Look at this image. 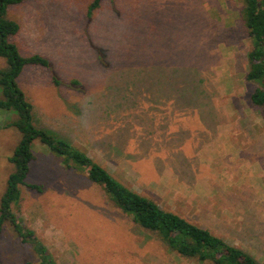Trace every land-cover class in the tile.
Instances as JSON below:
<instances>
[{
  "label": "rangeland",
  "instance_id": "374dc122",
  "mask_svg": "<svg viewBox=\"0 0 264 264\" xmlns=\"http://www.w3.org/2000/svg\"><path fill=\"white\" fill-rule=\"evenodd\" d=\"M91 1L9 8L22 27L20 51L49 62L25 67L18 79L35 124L160 207L234 245L264 248V116L250 100L257 83L246 79L242 1L102 0L88 18ZM191 64L205 69L214 117L202 109L162 116L154 81L171 82L176 66ZM6 65L0 58V69ZM15 118L0 108V196L21 138ZM32 150L26 180L40 190L22 186L12 208L35 237L24 242L3 223L0 264H37L38 245L56 264H211L170 251L86 170L67 167L38 140Z\"/></svg>",
  "mask_w": 264,
  "mask_h": 264
},
{
  "label": "trees",
  "instance_id": "16d2710c",
  "mask_svg": "<svg viewBox=\"0 0 264 264\" xmlns=\"http://www.w3.org/2000/svg\"><path fill=\"white\" fill-rule=\"evenodd\" d=\"M25 1L0 0V58H4L7 64L6 68L0 69V108L16 115L15 120L10 123L21 134L17 146L9 156L13 170L7 176L5 189L0 196V233L3 223L9 222L22 241L27 242L35 237L16 217L12 206L19 200L22 186L40 190L38 185L26 180L30 163L34 159L32 143L38 140L53 155L62 158L67 167L86 170L89 181L100 186L116 208L130 216L137 226L157 237L178 256L211 264H264V248L234 245L208 228L160 207L154 200L116 179L81 148L35 124L33 106L18 79L25 67H48L49 62L37 53L23 54L14 40L20 24L10 17L9 8ZM241 1L239 15L251 39V47L246 54V79L257 83L250 94V100L260 108L264 116V0ZM101 4L102 0H92L87 7L86 16L90 18ZM203 73L206 72L202 66H176L171 82L166 78L154 81L158 84L155 102L159 113L171 117L172 114L184 115L186 112L191 115L196 109L201 114L202 109L206 112L205 118L211 120L215 107L210 101L211 96L206 95L207 78ZM202 115L199 116L200 120H204ZM175 134H179V130ZM34 250L39 257L37 264H56L45 252L44 246L38 245Z\"/></svg>",
  "mask_w": 264,
  "mask_h": 264
},
{
  "label": "crops",
  "instance_id": "0c3cea01",
  "mask_svg": "<svg viewBox=\"0 0 264 264\" xmlns=\"http://www.w3.org/2000/svg\"><path fill=\"white\" fill-rule=\"evenodd\" d=\"M19 24H20V23H19ZM21 29H22V27L20 26V30H19L18 34L20 33ZM18 34H17V35H18ZM17 35H16V36H17Z\"/></svg>",
  "mask_w": 264,
  "mask_h": 264
}]
</instances>
